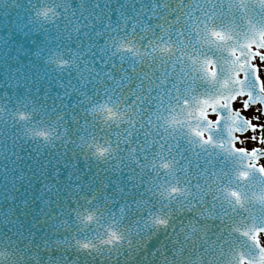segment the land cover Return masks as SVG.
Wrapping results in <instances>:
<instances>
[{"label":"snow or ice","instance_id":"obj_1","mask_svg":"<svg viewBox=\"0 0 264 264\" xmlns=\"http://www.w3.org/2000/svg\"><path fill=\"white\" fill-rule=\"evenodd\" d=\"M262 72L264 0H0V264H264Z\"/></svg>","mask_w":264,"mask_h":264},{"label":"water","instance_id":"obj_2","mask_svg":"<svg viewBox=\"0 0 264 264\" xmlns=\"http://www.w3.org/2000/svg\"><path fill=\"white\" fill-rule=\"evenodd\" d=\"M22 2H25L26 3V0H22ZM21 14L23 15V12H21ZM14 15H15V13H13V16ZM37 68L39 70L40 77L43 78V75H44L43 70H40L39 69V65H37ZM55 75H57V74L56 73H53V76H55ZM241 76H243V73L241 74ZM37 86L38 87H41L42 86L43 88L48 89V91L53 96L55 95V91L56 90H60L58 88V84H57V82L55 80H53V88H48V81L47 80H43V79H41V81L38 83ZM5 90H6V87L4 86L3 79H0V96L3 95V92ZM13 91H15L14 88H13ZM60 91H62V90H60ZM33 93L37 96V99H42L43 92L37 94V93H35V89H33ZM65 102H67V98H65ZM47 103H48L49 106H51V103H52L51 99L48 100ZM57 103H59V101H57ZM8 106H9V108H11V105H8ZM81 115H83V113H81ZM4 119L5 120L8 119L7 115L4 116ZM81 123H83V121H81ZM6 144L8 145V147H10L11 146V141L10 140L6 141ZM57 145H58V148H59V152L60 153H63L65 151V149L63 147L59 146V141H57ZM32 147L34 148L35 145H32ZM68 147L69 148H73L72 145H69ZM49 150L52 151V152H55L56 151L55 149H51V148H49ZM74 150L75 151H79V149H74ZM41 151L43 153L44 150L42 149ZM69 154H71V153H69ZM3 156H4V150L3 149H0V164H3L4 163ZM79 163H80V167H81V174L84 175L85 173H87V161L84 160L83 155H81L79 157ZM94 164H95V161H93V170H95ZM188 217L190 219H199V217L197 216V214L195 212L189 213L188 214ZM185 222L187 223V220ZM209 223H212V222L210 221ZM216 223H219V221H216Z\"/></svg>","mask_w":264,"mask_h":264},{"label":"flooded vegetation","instance_id":"obj_3","mask_svg":"<svg viewBox=\"0 0 264 264\" xmlns=\"http://www.w3.org/2000/svg\"><path fill=\"white\" fill-rule=\"evenodd\" d=\"M263 73V75H264V72H262Z\"/></svg>","mask_w":264,"mask_h":264},{"label":"rangeland","instance_id":"obj_4","mask_svg":"<svg viewBox=\"0 0 264 264\" xmlns=\"http://www.w3.org/2000/svg\"><path fill=\"white\" fill-rule=\"evenodd\" d=\"M262 163H264V162H262Z\"/></svg>","mask_w":264,"mask_h":264}]
</instances>
